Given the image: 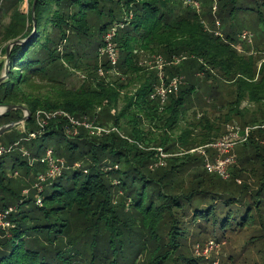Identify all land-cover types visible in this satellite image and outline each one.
Returning <instances> with one entry per match:
<instances>
[{"label":"trees","instance_id":"obj_1","mask_svg":"<svg viewBox=\"0 0 264 264\" xmlns=\"http://www.w3.org/2000/svg\"><path fill=\"white\" fill-rule=\"evenodd\" d=\"M33 3L0 0V23L9 18L0 30V77L9 44L26 41L10 51L0 109L31 114L23 133L0 136L11 148L0 156V212L11 210L10 227L0 228V264H211L193 250L208 240L225 243L219 264H264V112L242 108L264 104V58L235 47L234 27L241 7L251 11L241 21L264 23V0H38L34 13ZM119 24L114 79L100 49ZM144 54L183 59L164 66L161 79L140 66ZM76 73L83 80L70 86ZM174 77L184 78L178 91L157 95ZM195 103L198 122L177 134ZM38 112H63L93 129L62 116L39 128ZM23 117L6 111L0 127ZM234 120L252 130L223 179L190 151L205 149L213 161L219 151L208 146ZM48 150L65 170L39 182Z\"/></svg>","mask_w":264,"mask_h":264},{"label":"built area","instance_id":"obj_2","mask_svg":"<svg viewBox=\"0 0 264 264\" xmlns=\"http://www.w3.org/2000/svg\"><path fill=\"white\" fill-rule=\"evenodd\" d=\"M196 7L198 8V4H196ZM217 27H219V23H216ZM124 26L122 24L116 25L114 26V28L112 29V31H110L106 37H105V47H102L100 49V55L101 56H105L107 57V59L110 61L111 65L113 66V71L116 75H119V73L117 72V63H118V59H119V55H118V51L115 49L114 45L112 44L111 40L113 38V36L115 35L116 30L118 29H122ZM217 36L222 35L220 33V31L218 30L216 32ZM250 37H252L250 34L248 33H243L242 36L240 37L242 41H250ZM237 48L239 49V47L237 46ZM183 58H174L172 59V61L170 62H164L162 60V58L160 57H156L154 59V62L156 65L152 66L153 69H156L158 71L159 77L162 79V72H163V68L164 66H171V65H177L180 61H182ZM153 62V63H154ZM183 79L181 77H174L173 79L170 80L168 85H165L164 80L162 81L161 85H159L156 88V93L157 95L161 96L162 98H165L166 94L168 92H177L178 88L180 85H182ZM4 110V108H2ZM1 112V109H0ZM36 120L37 123L40 127H44V125H46L47 121L56 118V117H66L69 122L73 125V126H87L85 123H78L76 122L73 118H71L70 116H68L66 113L63 112H54V113H46V112H38L36 113ZM90 128V127H89ZM251 129L250 128H245L244 130L236 128V127H231L229 128V133L226 137H224L222 140H219L217 143L209 145V148H213L215 150H219L220 152V156L218 158H216L215 160L210 159L208 160V158H205L206 160V164H205V168L209 173L212 174H217L220 177H222L223 179H228L229 178V171L228 168L230 166H232L235 163V156L231 155L232 149H234L233 147H235L237 144L242 143L244 141L247 140L249 134H250ZM76 133V131L74 132ZM32 137H35V134H33ZM11 150V148H4L2 146H0V156H3L4 154L8 153ZM160 157L162 159H164L166 157V155L163 154V151L161 149H157ZM191 153L193 152H198L200 154H202L203 156L206 155L205 149H196V150H192L190 151ZM222 156V157H221ZM42 163H45L48 168H49V173L40 176L39 177V182H44L46 181V179L48 178H55L57 176H60L59 174V167L62 170L63 167H65L64 162L62 161H56L54 160L53 156H52V151L48 150L45 157H43V159L41 160ZM40 183L36 184L39 189L41 188V186L39 187ZM39 204V202H38ZM11 210H9L8 212H0V226L1 228L7 229L10 227V223H8L6 221V217L7 214L10 212ZM2 222V223H1Z\"/></svg>","mask_w":264,"mask_h":264},{"label":"rangeland","instance_id":"obj_3","mask_svg":"<svg viewBox=\"0 0 264 264\" xmlns=\"http://www.w3.org/2000/svg\"><path fill=\"white\" fill-rule=\"evenodd\" d=\"M21 10L24 13H27V11H28V3H27V1L21 6ZM250 12L251 11H247V12L244 11V10L242 11V7H241V9H240V11H239V13L237 15L238 16L237 18L239 20H237V18H235V25H234V27H235V31L238 30V33L240 31V33H239V36L240 37L245 32L248 33V34H250L252 37H250V41H242L241 38L237 36L236 41L238 43L239 49L236 46L237 44L235 45V47L238 50L241 49L240 50V51H242L241 53H245L243 51V49H246L247 51H249L248 54H253L255 56L256 55L257 56H262L264 58V30H263L264 29V23L258 21L257 18H256V20H254V19H252V17H249L248 19H246V20H248L246 23H244L243 21L240 20L241 17L245 18V16L247 14H250ZM256 16H259V15L256 14ZM8 22H9V18L8 17H6L4 20H2V23H0V30L2 29V26L4 24H7ZM219 31L222 34L223 30L220 29ZM225 32H227V30H225ZM118 55H119V53H118ZM0 58H2L1 57V50H0ZM155 58L156 57L148 56V54L142 55L141 58H140V66H142L143 69H145V70L148 71V68L149 67H152V66L156 65L155 62H154V59ZM160 58H162V57H160ZM162 60L164 62H170V61H166L163 58H162ZM75 75L76 76L73 77V79L70 80L71 82H70L69 85L70 86L72 85V86L78 87L79 84L81 83V81L83 80L82 79L83 78L82 77V73H76ZM111 75H112V78H114V79H116L117 76L119 77V75H115V74L114 75L111 74ZM181 78H183V77H181ZM182 81H184V78H183ZM133 89L134 88H130L129 91H128V93L130 94V92H132ZM125 93L126 92L124 91L123 94H125ZM131 94H133V92ZM194 102H197V101L194 100ZM201 106H202V103H199V104H196L195 103L194 105H192L188 109H186L185 115H184L183 119L180 121V124H179L180 129L177 132V134L180 133V130L181 129L188 128L190 124H196L198 122V119L201 116V112H202V109L200 108ZM122 107H123V101H120L118 103V109L117 110L118 111L121 110ZM242 108H249L250 111H252V112L255 111L258 114H261L262 112H264V104H260V105L259 104H248L247 102H244L242 104ZM1 111H3V109H1ZM24 116H25V113H24ZM30 117H31V115H30ZM35 119H36V116H35ZM81 122L82 123H85L87 125V126H85L87 129H93L92 126H89V122L88 121H81ZM25 123L18 125V127L15 126L16 128L15 127L14 128L16 130H19V131H21L23 133L25 131V126H24ZM36 124H37V126H39L38 123H37V120H36ZM46 125H47V123H46ZM46 125H44V127ZM231 127H236V128L242 129L243 128V125L240 123L239 120L238 121L237 120H234V122L232 124H228V125L225 126V132L220 137V139L223 138V137H225L227 135V129L228 128H231ZM39 128H42V127L39 126ZM246 128H250L252 130L251 126H249V125L246 126ZM109 129L110 128L107 127V128L102 129V130H99V131H103L104 130V131L107 132V131H109ZM91 131H95L96 132V130H91ZM153 132H161V130L160 129H153ZM70 133L73 134L74 132H69V134ZM32 136H33V134L30 135V139L31 138H34ZM236 147H233L234 149H232V152H231V155L232 156H236V153H235V148ZM219 156H220V152H218L215 155L214 160L216 158H218ZM204 157L205 158L210 157L209 153H206V155ZM208 160H209V158H208ZM30 161H31L30 162V165L32 167L33 166H36L35 164L37 163V159L34 160V161L33 160H30ZM58 170H59V174H60L63 170H65V167H63V170H61L60 167H59ZM47 173H49V168H48V171L46 173H42V175H40V176H43V175H45ZM19 177H20V173H19V176H17V174L15 173L13 178H19ZM32 179L35 181L33 184H37V178H35V177L33 178L32 177ZM27 180H29V179H27ZM23 193L28 194V191L25 190ZM0 228H1V226H0ZM221 245L224 246L225 243L224 242H217V241L215 242L214 240H208L203 247H201L199 244L198 245H195L194 248H193L194 254H195V256L198 255V256H203V257L207 258L208 261L211 262V264H219L218 253H219V251L221 249Z\"/></svg>","mask_w":264,"mask_h":264},{"label":"water","instance_id":"obj_4","mask_svg":"<svg viewBox=\"0 0 264 264\" xmlns=\"http://www.w3.org/2000/svg\"><path fill=\"white\" fill-rule=\"evenodd\" d=\"M38 0H34L33 3V7H32V11L34 13V9L36 6ZM26 41H21V40H16L13 41L9 44L8 48H7V52H6V67H5V73L3 76L0 77V83L4 81V79L7 77L8 75V71H9V55H10V51L12 49L13 46L15 45H22L24 44ZM12 110H21L25 113V116L23 117V119L20 122L17 123H11L5 126L0 127V136L3 135L4 133H6L7 131L13 129L15 126H18L20 124L25 123L27 120H29L30 118V112L27 108L23 107V106H10V107H5L3 111L0 112V115H3L6 111H12Z\"/></svg>","mask_w":264,"mask_h":264}]
</instances>
